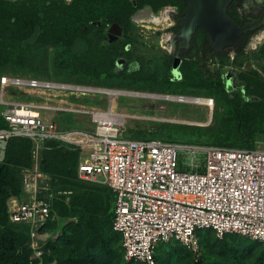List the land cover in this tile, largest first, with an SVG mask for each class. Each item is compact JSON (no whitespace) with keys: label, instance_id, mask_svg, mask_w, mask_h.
I'll return each mask as SVG.
<instances>
[{"label":"trees","instance_id":"obj_1","mask_svg":"<svg viewBox=\"0 0 264 264\" xmlns=\"http://www.w3.org/2000/svg\"><path fill=\"white\" fill-rule=\"evenodd\" d=\"M166 5L177 6L183 14L181 0H0V74H31L109 89L210 97L214 110L213 123L209 124H195L206 121L204 107L145 98L132 107L166 120L154 122L153 130L147 128L151 123L144 130H131L127 138L252 149L264 131V77L250 70L238 73L235 86L228 84L220 68L203 63L206 57L223 62L226 53L213 51L200 28L193 36L191 51L179 65L180 78L172 74L173 56L166 52L156 54L146 64L124 60L121 66L116 65L125 45L136 41L132 15L146 7L156 13ZM112 24L121 27V37L109 41L107 31ZM260 49L262 59L264 46ZM234 51L239 53L238 47ZM131 105L117 111L125 112ZM58 117L68 127L77 123L72 113ZM5 127L0 116V128ZM33 148L29 138L11 137L0 160V264L39 261L31 257L30 226L10 222L7 213L8 200L22 197V170L32 166ZM80 156V149L54 139L45 140L38 150V168L48 177L50 190L71 191L68 202L65 195L53 197L57 219L47 222L45 229L59 230L60 234L43 246L42 264H146L124 260L123 249H119L121 235L112 228L115 194L77 177ZM197 236L203 250L200 260L189 258L191 253L173 240L167 248L166 243L157 244L155 264H264V246L259 241L246 247L238 234L218 238L210 228L197 230ZM214 241L222 248L220 255H213ZM255 246H260L259 251L249 260ZM202 256H210L211 261L205 262Z\"/></svg>","mask_w":264,"mask_h":264},{"label":"built area","instance_id":"obj_2","mask_svg":"<svg viewBox=\"0 0 264 264\" xmlns=\"http://www.w3.org/2000/svg\"><path fill=\"white\" fill-rule=\"evenodd\" d=\"M159 11L169 18L176 7L166 5ZM162 43L168 44L167 36L161 38L160 46L169 52L170 45L168 48ZM262 43L264 32L258 45ZM252 54L238 55L232 50L226 56L230 62L240 59L237 67L230 65L237 72L258 71ZM210 62L220 68L216 60ZM112 92L105 87L31 74H0V116L7 124L0 128V160L11 137L29 138L34 146L32 166L22 170V197L14 196L7 202L8 219L30 226L31 257L39 260L37 264H42L43 246L60 234L59 230L45 229L47 222L56 218L53 197L65 195L68 202L71 194L52 192L48 177L38 168V150L49 139L80 149L77 177L105 185L115 194L112 228L121 235L125 261L155 264L157 244L173 240L198 261L201 247L197 230L207 228L218 238L236 233L264 245V131L252 149L130 139L122 136L124 118L112 109ZM135 94L175 105L204 107L207 118L202 124L210 122L213 98ZM104 96L108 101L104 109L77 103ZM61 113L85 114L94 128L68 127L60 121Z\"/></svg>","mask_w":264,"mask_h":264},{"label":"rangeland","instance_id":"obj_3","mask_svg":"<svg viewBox=\"0 0 264 264\" xmlns=\"http://www.w3.org/2000/svg\"><path fill=\"white\" fill-rule=\"evenodd\" d=\"M135 15L137 14L133 15L134 18H135ZM143 16L145 18L148 16L147 11L143 10ZM152 16L153 17H150V19L143 20L142 24H138L137 23L138 21L133 22L136 27L135 29L137 33L136 41L134 43H129L125 45V47L123 48L122 54H120L117 57V61H116L117 66H121L124 60H127L131 64H135L139 61H142L144 62V64H146L150 61V58L155 56L156 54L158 53L160 54L162 52L168 53L165 49H162V47L160 46V41H161V38H165L167 35H169L171 28H172L171 24L174 22V20L171 16H169V18L167 16V18L165 19L164 14H160V11L153 13ZM107 34H108L109 41L119 39L121 37V32L119 33V31L116 29L110 30L109 28L107 31ZM162 44L166 45L169 48V44H164V43ZM263 46H264V43H262V45L259 47H263ZM194 52H195V49H192L191 53L193 54ZM199 54L201 56L200 52ZM257 57L259 59V62H258L259 65H257V62H256ZM251 58L254 59V64L256 65L257 69H259L258 73L261 75L264 74V58L261 59V57L257 56V54L255 55L252 54ZM48 60H49V65L52 66V62H53V49L52 48H50V54H49ZM210 60H216L217 62H219L221 66L220 69L222 70V73L225 75L227 83L231 84L232 86H235V83L238 81L236 80L237 75L240 72H237L234 69H232L230 65L233 67H237L238 64H240V59H238L237 61L230 62V59L226 56V58L222 62L218 58L210 59L206 57L204 61L209 62ZM209 63L211 64V62ZM262 76L264 77V75ZM143 82H146V81L143 80ZM112 97H113L112 98V109L115 110V113L121 114L120 118H124V125L121 128L123 137H130L132 135L130 132L131 130H144V128H146V125H148L149 123L153 125H149L147 128L153 130L155 128L154 122L166 120L163 118H158L155 116L148 115L146 112L140 111L138 109V106L132 107L133 104L137 105L138 102L145 99L142 96H137L136 94H131V93L115 92V94ZM104 98H101V97L94 98V99L86 98V99L80 100L77 103L82 104L84 106H89V105L101 106L104 109V107H107L108 105V101L106 100V98L105 99ZM129 103L132 105L129 108L127 107L125 112L117 111V109L119 108L122 109L123 105L129 104ZM213 110H214V107L212 109L211 118H210L211 123H213ZM220 110L221 109H218V111ZM74 115H75L74 119L77 122L73 124L74 127H78V128L86 129V130H92L94 128V124L91 123L87 115L85 114H74ZM173 121L175 122L176 120H173ZM238 238L241 240V243H243L246 247L250 243L258 242L257 240H252L245 236H241V235L239 236V234H238ZM168 244H170V242ZM166 245L164 246V248L168 247V245L167 246ZM262 246L264 245L262 244ZM259 247L260 246L253 247V250L251 251V254L249 255V260L252 259L254 255L259 251ZM119 249L122 251L121 246H119ZM221 250H222L221 246L217 244V242L214 241L213 250H212L213 255H217V254L220 255ZM201 255H203L202 249H201ZM202 257L205 262L211 261L210 256H207V257L202 256ZM189 258L194 260L192 255H189Z\"/></svg>","mask_w":264,"mask_h":264},{"label":"water","instance_id":"obj_4","mask_svg":"<svg viewBox=\"0 0 264 264\" xmlns=\"http://www.w3.org/2000/svg\"><path fill=\"white\" fill-rule=\"evenodd\" d=\"M13 1V0H12ZM184 7V14L179 18L180 42L179 49H188L191 46L193 36L200 28L209 38L210 45L216 52H221L228 47H239L243 40V35L250 29L258 25L254 23L239 26L233 18L227 14V6L232 0H181ZM121 31V27L112 24L110 30ZM182 59L176 56L172 64V69L178 71ZM180 73V72H179ZM117 93H131L119 89H110ZM202 124V123H195Z\"/></svg>","mask_w":264,"mask_h":264},{"label":"flooded vegetation","instance_id":"obj_5","mask_svg":"<svg viewBox=\"0 0 264 264\" xmlns=\"http://www.w3.org/2000/svg\"><path fill=\"white\" fill-rule=\"evenodd\" d=\"M175 7H176V11L170 14V16L174 20V22L171 24L172 28L175 26L179 27V18L184 14V9L182 11L183 14L180 15L181 12L178 10V7L177 6ZM143 10L147 11L149 14L151 12L149 8L146 7V8L138 10L137 12H135V14H139L143 12ZM227 14L231 18H233L234 21L239 26H243L249 23H254L256 21L259 22L258 25H256V27L248 30L243 35L242 43L238 47L239 49L238 55L249 54L250 52H253L254 55L257 54V56H259L260 47L258 45V41L264 32V0H232L230 4L227 6ZM131 20L132 22H135V18L133 15L131 17ZM172 28H171L169 35H167V40H168V44L170 45V51L168 52V54H171L173 56V61H172V64H173L176 56H179L182 59L183 57H185V55H187L191 51L192 42H191V46L188 49H179L178 48V45L180 42V38L178 37L179 28L177 31L173 30ZM234 48L236 47L225 48L224 50L221 51V53L227 54V52L229 51H232V50L234 51ZM256 60L257 62H259V59H256ZM209 62L203 61V63H208L209 64L208 66H211ZM172 71L173 69H171V72ZM172 74L176 78L180 77V73L178 71H173Z\"/></svg>","mask_w":264,"mask_h":264},{"label":"bare ground","instance_id":"obj_6","mask_svg":"<svg viewBox=\"0 0 264 264\" xmlns=\"http://www.w3.org/2000/svg\"><path fill=\"white\" fill-rule=\"evenodd\" d=\"M147 17L145 18L144 16H143V12L142 13H139V14H137V15H135V20L136 21H138V22H142L143 20H145V19H150V17H153L151 14H148V12H147ZM137 16V17H136ZM164 18L166 19L167 18V15L166 14H164ZM137 18V19H136ZM114 92V91H113ZM112 92V93H113ZM115 93V92H114Z\"/></svg>","mask_w":264,"mask_h":264},{"label":"crops","instance_id":"obj_7","mask_svg":"<svg viewBox=\"0 0 264 264\" xmlns=\"http://www.w3.org/2000/svg\"><path fill=\"white\" fill-rule=\"evenodd\" d=\"M81 157V156H80ZM80 160V159H79ZM84 181H86V180H84ZM88 182H90V181H88ZM91 183H93V182H91ZM94 184H97V183H94ZM97 185H100V186H102V187H107V186H105V185H102V184H97ZM108 188V187H107ZM110 189V188H109ZM55 213V212H54ZM55 215H56V213H55ZM55 219H57V215H56V218ZM54 219V220H55ZM183 246V245H182Z\"/></svg>","mask_w":264,"mask_h":264}]
</instances>
